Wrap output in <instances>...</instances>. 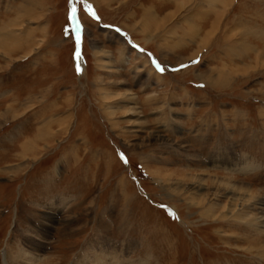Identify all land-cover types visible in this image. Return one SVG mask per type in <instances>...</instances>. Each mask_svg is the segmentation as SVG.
I'll list each match as a JSON object with an SVG mask.
<instances>
[{"label": "rangeland", "instance_id": "obj_1", "mask_svg": "<svg viewBox=\"0 0 264 264\" xmlns=\"http://www.w3.org/2000/svg\"><path fill=\"white\" fill-rule=\"evenodd\" d=\"M216 1L0 0V264H264V5Z\"/></svg>", "mask_w": 264, "mask_h": 264}, {"label": "bare ground", "instance_id": "obj_2", "mask_svg": "<svg viewBox=\"0 0 264 264\" xmlns=\"http://www.w3.org/2000/svg\"><path fill=\"white\" fill-rule=\"evenodd\" d=\"M216 2L217 3L218 2L219 3H223L224 2V4H225L227 2V0H217ZM262 4L264 5V0H262ZM222 6H224V5H222ZM218 11L219 10H217L216 12L218 13ZM217 13H216V15H217ZM248 28H250V27H248ZM263 28L264 27L262 26V29L258 33H257V31H258V28L257 27L251 28V30L253 32L252 35H253V38H254L255 43L257 45H260V43H261V45H260L261 46V49H260V46H257L260 49L259 50L260 51L259 53H264V29ZM255 50H256V48H255ZM78 54L76 55V58H78L77 65H80V67H81V64H82L81 57H78ZM257 57H259V56H257ZM20 147L22 149V153H26V152H28V150H30L28 147H26L23 144ZM10 167H12V166H7L6 168H10ZM243 199H244V201L242 202L243 203L242 204V207L244 206V209L242 208L241 209V212L242 211H246V213H247L248 209L249 210H255L256 207L254 209L253 208H250L249 206H248V208H246L247 206L245 204L247 203V201H246L247 199H245V198H243ZM256 201H255V203L260 204V202H259L258 199H256ZM238 212H240V211H238ZM259 213H261V215L260 216H257V218L255 217L256 215L253 214L254 221L257 222V224H259L261 222L264 223L263 222L264 218H262L263 217L262 216V211L259 212ZM237 215L241 216V213L240 214H237ZM47 226L48 225H44V227H42V229L39 228L38 229V232L36 234L37 235L39 234L40 229L44 233L46 231ZM40 237H44V234H41ZM22 238H23V242L22 243L24 244V246H26L27 244H30V246L32 248L35 245L36 251L37 250H40V248L42 246L40 244L41 242H37V241H35L34 238H31L30 236H27V235H23ZM135 246H136V243L133 240L129 239V238H127L124 243L123 242H118V241H110L109 242L106 239V237L101 236L100 234H97L96 237H94L89 242H87V244L85 246V250L84 251H81L82 253H80V256H79L80 261L79 262H76V264H136L132 260V256H131V254H132L131 252H133V250H135ZM32 250H34V249H32ZM22 252H24V251H22ZM24 255L21 254L20 255L21 258L22 257L25 258Z\"/></svg>", "mask_w": 264, "mask_h": 264}, {"label": "water", "instance_id": "obj_3", "mask_svg": "<svg viewBox=\"0 0 264 264\" xmlns=\"http://www.w3.org/2000/svg\"><path fill=\"white\" fill-rule=\"evenodd\" d=\"M76 27H77V23L73 20L72 23L70 24V30L72 32V35L74 36L76 50L78 49V53H79V49H80L79 34H78V31H77V28ZM78 57H81L80 53L78 54ZM76 60H78V58L75 59V54H74L73 55V61H74V63H75ZM75 65H76V63H75Z\"/></svg>", "mask_w": 264, "mask_h": 264}, {"label": "crops", "instance_id": "obj_4", "mask_svg": "<svg viewBox=\"0 0 264 264\" xmlns=\"http://www.w3.org/2000/svg\"><path fill=\"white\" fill-rule=\"evenodd\" d=\"M129 16H130V14H128L126 18L128 19ZM143 26H144V27H143V29H142V31H141L142 33H145V35L147 34V32H148V33H151V32H150L151 27H149V25L146 26V25L143 23ZM151 34H152V33H151ZM142 37H144V36L142 35ZM145 39H146V38H145ZM83 48H84V46H83Z\"/></svg>", "mask_w": 264, "mask_h": 264}, {"label": "snow or ice", "instance_id": "obj_5", "mask_svg": "<svg viewBox=\"0 0 264 264\" xmlns=\"http://www.w3.org/2000/svg\"><path fill=\"white\" fill-rule=\"evenodd\" d=\"M72 14L74 15L75 14V7H73L72 8ZM195 62V61H194ZM182 67H184L183 65H182ZM161 71L163 70V69H160ZM122 158H123V156H122ZM125 163H127V160H125Z\"/></svg>", "mask_w": 264, "mask_h": 264}]
</instances>
